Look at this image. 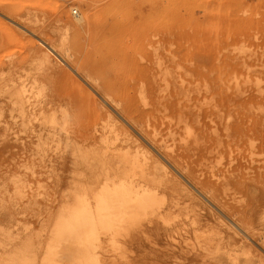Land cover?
Instances as JSON below:
<instances>
[{"label":"rangeland","instance_id":"obj_1","mask_svg":"<svg viewBox=\"0 0 264 264\" xmlns=\"http://www.w3.org/2000/svg\"><path fill=\"white\" fill-rule=\"evenodd\" d=\"M78 15L85 16L83 25H77ZM39 37L69 65L54 58V71L34 70L30 61ZM25 65L38 73L28 74ZM21 83L34 94L44 87L42 103L30 111H57L61 145L55 147L59 139L52 136L47 141L57 151L41 145L38 133L43 129L46 136L48 129L37 123L0 124V264L25 246H31L30 264H264V0H0V90ZM91 132L107 140H95ZM76 145L92 148L93 157L122 150L121 172L95 168L99 158H76ZM145 156L164 167L154 174L167 190H182L184 198L189 191L216 210L198 192L211 190L228 208L247 212L244 227L252 242L236 231L239 242L220 251L228 257L211 260L212 250L199 244L216 237L215 221L195 231L193 212L183 208L161 223L172 227L162 238L167 242L160 240L166 245L171 239L169 248L148 252L143 239L113 238L109 218L99 211H124L115 196L136 189L131 183L141 180L136 165ZM119 178L126 180V192L115 191ZM99 197L108 203L104 209L97 206ZM63 213L79 234H56ZM90 227L95 234L85 236Z\"/></svg>","mask_w":264,"mask_h":264},{"label":"bare ground","instance_id":"obj_2","mask_svg":"<svg viewBox=\"0 0 264 264\" xmlns=\"http://www.w3.org/2000/svg\"><path fill=\"white\" fill-rule=\"evenodd\" d=\"M8 13V12H7ZM27 15V14H26ZM11 16V14H10ZM32 16V15H31ZM17 18V16H16ZM19 18V17H18ZM27 18V17H26ZM25 18V19H26ZM21 19V18H20ZM28 19V18H27ZM17 20V19H16ZM85 21V16H81V15H78L77 17V25H83ZM24 22V21H23ZM25 25V24H24ZM29 25V24H28ZM76 25V24H74ZM33 26V25H31ZM7 27V26H6ZM22 27V26H21ZM26 27H27V24H26ZM10 28V27H9ZM25 28V27H24ZM41 29V28H40ZM29 32L30 30L27 29ZM39 32V31H38ZM33 34V33H32ZM45 36V35H44ZM40 38V37H39ZM44 38V37H42ZM38 41V40H37ZM19 42V41H18ZM33 42V40H32ZM40 42L39 44H41V46H38L35 51H34V54L31 56V57H34L31 59L30 62H36L37 64V68L34 69V70H37L39 73L42 71V72H49V71H52L56 65H57V62H63V64L65 65H69L68 64V59L67 57H64V55H62V53L59 52L58 48L55 46V45H51V43H48L46 41H44L43 39L40 38ZM22 43V42H21ZM34 43V42H33ZM32 43V44H33ZM24 44V43H23ZM37 44V43H36ZM31 45V44H30ZM30 54V52H29ZM56 58L58 61L56 62L54 59ZM34 59V60H33ZM30 60V59H28ZM33 60V61H32ZM19 62V61H18ZM59 63V64H61ZM26 64V63H25ZM34 64V63H33ZM27 65V64H26ZM25 65V67H26ZM29 65V63H28ZM30 67H34V65L32 66V64L29 65ZM28 69V74H34L36 73L35 71H30L29 73V69L28 67H26ZM35 68V67H34ZM31 70V69H30ZM64 70V68H63ZM27 71V70H26ZM54 71V70H53ZM56 71V69H55ZM34 72V73H32ZM37 72V73H38ZM61 72V71H60ZM35 75V74H34ZM262 79V78H261ZM88 83L87 80H85V83ZM37 83V82H36ZM33 84V83H32ZM29 85V84H27ZM24 83H21V84H18V85H15L11 88H5V89H1L0 90V124L1 123H4L3 126L5 124H7L8 122L10 121H13L15 123H20L21 125L23 126H28V125H31L32 123H37L40 127V128H44V129H48L47 131V134L46 136H44L43 133V129L40 133H38V137L39 139L37 140H40L39 142H41V145L47 147L48 149H51L53 150L54 152L57 151V148L61 145V142H60V138L61 135L56 132L58 129H57V124H59V118L57 116V111H53L52 113L50 114H45V113H40V115L38 113H34L32 111H30V108L29 106H35L37 104H41L42 103V100L40 99L42 96H45V94L42 93V91L44 92V87H42V91L38 90V92H36L35 94L34 93H30V91H28L26 89V86ZM31 85V84H30ZM36 85V84H35ZM89 85V84H88ZM37 86V85H36ZM33 87V86H32ZM31 87V89H32ZM29 88V87H28ZM37 88V87H36ZM84 88V87H83ZM260 88V87H259ZM57 89V88H56ZM30 90V89H29ZM224 90V89H223ZM33 92V90H31ZM36 91V90H35ZM54 91V90H52ZM30 94H29V93ZM51 92V91H50ZM87 92V91H85ZM58 93V92H57ZM56 93V94H57ZM89 95H90V99L92 100L94 98L93 95H91L92 93L88 92ZM257 93V92H256ZM262 93V92H261ZM51 94V93H49ZM55 94V92L53 94H51V97ZM59 96V94H57ZM250 95V94H249ZM254 95V94H253ZM258 95V94H257ZM246 96V95H245ZM55 97H57L55 95ZM61 97V96H60ZM66 97V96H65ZM67 97H69L67 95ZM66 97V99H68ZM79 97V96H78ZM237 97V96H236ZM45 98V97H44ZM43 98V99H44ZM59 99V97H57ZM72 98V97H71ZM102 98V97H101ZM110 98V97H109ZM114 98V97H113ZM228 98V97H227ZM54 99V97L52 98V100ZM80 99V98H79ZM86 99V98H85ZM46 100V99H45ZM88 100V99H87ZM112 101V100H111ZM241 101V100H240ZM55 102V101H54ZM51 103V104H54ZM107 102V101H106ZM144 102H147L146 100H144ZM264 102V101H263ZM65 103V102H63ZM116 103V102H114ZM126 103V102H125ZM237 103V102H236ZM57 104V103H56ZM59 104V103H58ZM62 104V103H61ZM106 104V103H105ZM108 104V103H107ZM146 104V103H145ZM221 104V103H220ZM50 105V104H48ZM69 105V104H68ZM72 105V104H71ZM115 105V104H114ZM119 105V104H117ZM116 105V106H117ZM126 105V104H125ZM250 105V104H249ZM42 106V105H41ZM51 106V105H50ZM54 106V105H53ZM56 106V105H55ZM106 106V105H104ZM246 106V105H245ZM251 106V105H250ZM249 106V107H250ZM62 107H66V104L65 106H62ZM69 107V106H68ZM73 107V105H72ZM107 107V106H106ZM111 107V106H110ZM119 107V106H118ZM258 107V106H257ZM36 108V106L34 107ZM40 108V107H39ZM54 108V107H53ZM52 108V109H53ZM62 109L63 110V113L64 115L67 116V113L68 111H66V109ZM67 108V107H66ZM74 108V107H73ZM108 108V107H107ZM113 108V107H112ZM46 109H50V108H47ZM56 110V108H54ZM111 109V108H110ZM115 108H113L114 110ZM124 111H126L127 113V108H123ZM225 109V108H224ZM223 109V110H224ZM249 109V108H248ZM34 110V109H33ZM42 110V109H41ZM73 110V109H72ZM70 110V111H72ZM105 110V108H104ZM242 110V109H241ZM101 110H99L100 112ZM260 111V110H259ZM51 112V111H50ZM256 112V111H255ZM72 113V112H71ZM89 113V112H88ZM101 113V112H100ZM112 113V112H111ZM116 113V111H115ZM124 113V112H123ZM230 113V112H229ZM252 113V112H251ZM264 113V112H262ZM118 114V113H116ZM248 114V113H247ZM60 115V114H59ZM90 115V114H88ZM125 115V113H124ZM223 115V114H222ZM263 115V114H261ZM65 116V117H66ZM69 116V115H68ZM264 116V115H263ZM128 117V115H127ZM232 117V115H231ZM62 118V117H61ZM122 118V117H121ZM129 118V117H128ZM259 118V117H258ZM67 119V118H66ZM69 119V118H68ZM89 119V118H88ZM109 119V117L107 118ZM220 119V122H221V118ZM223 119V118H222ZM63 120L65 121V119L63 118ZM115 120V119H114ZM263 120V119H262ZM102 121V120H101ZM126 121V120H124ZM134 121V119H133ZM240 121V120H239ZM61 122V121H60ZM236 122V121H235ZM241 122V121H240ZM97 123V122H96ZM99 123V122H98ZM102 123V122H101ZM223 123V122H222ZM126 124V123H125ZM128 126H131L129 123H127ZM134 124L136 125V122L134 121ZM230 124V123H229ZM228 124V125H229ZM92 125V124H91ZM114 124H111V128L114 129L113 127ZM2 126V127H3ZM34 126H36V124H34ZM59 126V125H58ZM93 126V125H92ZM139 126V125H138ZM137 126V128H138ZM90 127V126H89ZM127 127V126H126ZM229 127V126H228ZM110 128V129H111ZM133 128V127H132ZM131 128V129H132ZM245 128V127H244ZM23 129V127H22ZM34 129V128H32ZM31 129V131H32ZM91 129V128H90ZM95 129V127H94ZM113 131V133L116 131ZM142 129V128H141ZM11 130V128H10ZM92 130V129H91ZM96 130V129H95ZM135 130V128L133 129ZM144 130V129H143ZM111 131V132H112ZM3 132V131H2ZM6 132V130H5ZM4 132V133H5ZM19 132V131H18ZM33 132V131H32ZM95 132V131H94ZM94 132H91V134L94 135ZM131 132V131H130ZM232 132V131H231ZM110 133V132H109ZM144 133V132H143ZM36 134V133H35ZM116 134V133H115ZM113 134V136L115 135ZM125 134V133H123ZM133 134V133H132ZM135 134V133H134ZM133 134V135H134ZM139 134V133H137ZM230 134V132H229ZM52 136L54 137V139L57 137L59 139V143H57V146L55 144V147L57 148H54L51 144H49V142L47 141L48 138ZM92 136V135H91ZM95 137V140H99L100 142L101 141H106L107 140V135L102 133L100 136L95 134L94 135ZM110 136V135H109ZM117 136V135H116ZM115 136V137H116ZM123 136V135H122ZM126 136V134H125ZM139 136H141L139 134ZM227 136V135H226ZM45 137H47L45 139ZM114 137V138H115ZM136 137V135H135ZM134 137V138H135ZM143 137V136H142ZM151 143H157V139L151 135ZM94 138H91L92 140H94ZM117 138V137H116ZM115 138V140H116ZM119 138V137H118ZM124 138V136H123ZM126 138V137H125ZM140 138V137H139ZM221 138V137H220ZM219 138V139H220ZM90 139V138H89ZM90 139V140H91ZM111 139V138H110ZM126 139H131L130 138H126ZM138 139V138H137ZM218 139V140H219ZM114 140V142H115ZM143 140H144V137H143ZM223 140V139H222ZM221 140V141H222ZM125 141V140H124ZM127 141V140H126ZM123 142L124 144L126 143ZM131 141V140H130ZM146 141V139H145ZM53 142V141H51ZM118 142V140H117ZM116 142V143H117ZM220 142V141H218ZM38 143V142H37ZM128 143V142H127ZM143 143V142H142ZM148 143V142H147ZM22 144V143H21ZM39 144V143H38ZM145 145V144H144ZM149 145V144H148ZM156 145V144H155ZM42 146V147H43ZM163 147V144L161 145ZM222 146V145H221ZM252 147V146H251ZM36 148V147H35ZM40 148V147H39ZM68 148V147H66ZM152 148V146H151ZM43 149V148H41ZM85 148L83 146H80V148L78 147V145L74 146V148H72L71 150V153L73 156H75L76 158L77 157H80V155H82V157H85V159L87 158H90L91 159H94V158H99L102 163L99 165L97 164H94L95 168H97L98 166H101L103 168V170H105L104 172H121V168H122V163L124 161V156H122V154L120 153L122 150H118L116 152V154L114 155H100L99 157H93V151H92V148H88L86 150H84ZM149 149V148H148ZM219 149V148H218ZM217 149V150H218ZM256 150V149H255ZM231 152V151H230ZM29 153V152H28ZM33 153V152H32ZM41 153L42 150H41ZM150 153V152H149ZM220 153V152H219ZM79 154V155H78ZM135 154V153H134ZM155 154V153H153ZM24 155V154H23ZM263 155V154H262ZM33 157V155H31ZM35 156V154H34ZM138 156V155H137ZM157 156V155H156ZM222 156V155H221ZM18 157V156H17ZM143 157V156H142ZM51 158V156H50ZM259 158V157H257ZM165 159V157L163 158ZM50 160V159H49ZM113 161V162H112ZM127 162V161H126ZM168 162V161H167ZM258 163V162H257ZM172 164V163H171ZM259 164V163H258ZM208 167V166H207ZM206 167V168H207ZM252 167V166H251ZM166 168V167H165ZM136 169L138 172H140V176H141V180L140 181H136L135 183L132 182L131 185L135 186L136 189L135 190H132L129 192L128 195H125L124 193H122L121 195H116L115 197V201H122L123 203L121 205H123V208H124V211L120 212V213H112L110 214V212L108 211L107 213H103V211H99V215L102 216L105 214V216H107L109 218V222L107 223L108 225V232L111 234V236L113 238H117L119 236H129L130 237H135V238H139V239H143L145 244V248L147 249V251L149 252L150 250H154L157 248H160V250L162 249L161 247L163 246L164 247V243L167 242L165 241L164 242V238L163 237H166L167 235H170L171 233V230H172V227L170 226H164V224H161L162 222H168L169 221V216L170 215H173L174 213L177 212V210L179 209H186L188 211H191L193 212L192 215H190V220L191 221V224H192V227L193 229L196 231L197 229H200V226H203L205 223H209V224H212L214 221V223H216L214 229L216 231V237L214 238H209L207 240H205L203 243H200L199 244V247L200 248H203L204 250H212V252L210 253V255L212 254V259L211 260H215V261H222V254L220 251L223 250L224 248L226 249V245L228 244H231L232 242L236 241L237 239V242H239V240L241 239V237L238 235L237 232H241L242 233V237L243 235L245 236V238L247 237L248 239V242H252L251 238H250V235L248 233V231L246 230V227H244V221H247L248 220V216L249 214L246 212V213H243L241 211H238L232 207H229L228 208V205L224 202V199H222V197H218L216 196V194H212V191H208L207 193H203V190L199 189L198 188V192L203 195V197H205L206 200L209 201V203L214 207L216 208L217 212H219L221 215H217V212L215 209H212V207H208L204 201H201L198 196L194 195L193 193L189 192V191H186V198L183 197V194H182V190H174L173 188L174 187H171V188H166L165 183L163 184L162 181H158L156 179V176L154 174V172L158 171L159 169H164V167L162 166V164L158 161V159H155V158H152V157H147L145 156V158L140 161L137 165H136ZM166 170V169H165ZM252 170V169H251ZM71 171V170H70ZM167 171V170H166ZM209 171V170H208ZM218 171V170H217ZM227 171V170H226ZM99 172V171H98ZM136 172V171H135ZM228 172V171H227ZM170 173V172H169ZM108 175L110 173H107ZM158 174V173H157ZM231 174V173H230ZM166 175V174H165ZM169 175V174H168ZM181 175V174H180ZM113 176H116V175H113ZM201 176V175H200ZM232 176V175H231ZM230 178H233L234 177H231ZM80 177V176H79ZM118 177V176H117ZM167 177V176H166ZM174 177V176H173ZM219 177V176H218ZM237 177V176H236ZM235 177V178H236ZM201 178V177H200ZM224 178V177H222ZM50 179V178H49ZM48 179V180H49ZM177 179V178H176ZM226 179V178H225ZM253 179V178H252ZM174 180V179H173ZM230 181V180H228ZM227 181V182H228ZM131 182V181H130ZM172 182V181H171ZM251 182V181H250ZM226 183V182H225ZM253 184H255L253 181H252ZM172 184V183H171ZM229 184V183H227ZM119 185H120V189H115V191H121V192H126L125 189H123L126 185H127V182L125 179H121L119 178ZM257 185V184H255ZM240 186V185H239ZM261 185H259L260 187ZM48 187V186H47ZM197 187V186H196ZM226 188V187H225ZM44 189V188H43ZM235 189V188H234ZM197 190V189H196ZM261 190V189H260ZM17 191V190H16ZM173 192V194H171ZM218 193V192H217ZM250 194H252V191H249ZM122 196V197H120ZM262 196V194H261ZM261 199H263V197H261ZM171 197V198H170ZM226 197V196H225ZM123 198V199H122ZM8 199L10 200V198L8 197ZM255 199V198H254ZM260 199V200H261ZM258 200V199H257ZM97 201H98V204L97 206L104 209L105 207L104 206H108L105 202V200H103L101 197L97 198ZM264 201V200H263ZM240 202V201H239ZM125 203V204H124ZM246 203V202H245ZM210 205V206H211ZM107 208V207H106ZM60 213H58V216H59ZM255 213H253L250 217H252V219H254ZM183 216V215H181ZM219 216V217H218ZM264 216V215H263ZM261 217V218H264V217ZM211 217V218H209ZM225 218L226 221L228 220L229 221V224L223 219ZM75 219V218H74ZM251 219V221H252ZM172 220V219H171ZM209 220H212V221H209ZM218 220V221H216ZM72 221L73 220H69L66 216V213H63L60 217H59V220L56 224V227H55V232L56 234H64V233H71L72 235H76V234H79V231L77 230V226H74L72 225ZM255 221V220H253ZM252 221V222H253ZM263 221V220H261ZM75 222V221H74ZM1 223V222H0ZM208 225V224H207ZM1 226H3L1 224ZM8 227V226H7ZM208 227V226H206ZM94 227H90L89 230H86L85 232H83V234H85V236H87L88 234L91 235V234H95V230L93 229ZM202 229V228H201ZM9 230V229H7ZM211 230V229H210ZM213 230V229H212ZM2 231V230H1ZM6 231V230H5ZM203 231V230H202ZM237 231V232H236ZM52 232V231H51ZM213 232V231H212ZM203 233V232H201ZM2 235V234H1ZM12 235V234H10ZM68 235V234H67ZM204 235V234H203ZM255 235V234H254ZM252 236H253V233H252ZM256 236V235H255ZM253 236V237H255ZM4 237V236H3ZM6 237V236H5ZM13 237V236H11ZM69 237V236H68ZM78 237V236H77ZM132 237V238H133ZM196 237V236H195ZM57 238V237H56ZM71 238V237H70ZM88 238V237H87ZM163 238V239H162ZM7 239V237H6ZM10 239V238H9ZM15 239V238H14ZM18 239V238H17ZM162 239L161 242H164V243H161L160 240ZM5 240V239H4ZM72 240V239H71ZM250 240V241H249ZM10 241V240H9ZM53 241V240H52ZM247 241V240H246ZM5 242V241H4ZM3 242V243H4ZM58 242H59V239H58ZM63 242V241H62ZM171 239H170V244H166L167 247L168 246H172L171 244ZM22 243V242H21ZM60 244H62L61 242H59ZM64 243V242H63ZM244 243H245V240H244ZM244 243H242L244 245ZM14 244V242H13ZM26 244V243H25ZM67 244V243H66ZM70 244V243H69ZM68 244V245H69ZM164 244V245H163ZM247 244V242L245 243ZM2 245H7L8 244H2ZM22 245V244H20ZM19 245V247H20ZM30 245V244H29ZM63 245V244H62ZM61 245V249H62V246ZM165 245V246H166ZM248 245V244H247ZM253 245V243H252ZM257 245V244H256ZM260 245V243L258 244ZM238 247L240 245H237ZM254 246V245H253ZM251 246V244L247 247L245 245V247H247L249 250H252L253 252L255 251L254 247ZM261 246H262V243H261ZM260 246V247H261ZM11 249H12V246H10ZM31 247V246H29ZM28 246H25V247H22V248H18L16 249L15 247V250H18L16 253H13L14 254H9V258L6 259L3 264H8L9 262H12V263H16V264H30L31 262L34 261V257H30L29 254H28ZM75 247V248H74ZM72 247V249L76 250V246ZM87 247V246H86ZM90 247V246H89ZM228 247V246H227ZM244 247V248H245ZM6 248V247H5ZM70 248V247H69ZM169 248V247H168ZM174 249L175 246L173 245ZM230 248V247H229ZM240 249L241 246L239 247ZM243 248V249H244ZM8 249V248H7ZM224 249V250H225ZM239 249V251H240ZM258 249V248H257ZM44 250V249H43ZM69 250V249H68ZM71 250V249H70ZM69 250V251H70ZM74 250V252H75ZM83 250V249H82ZM89 250H91L89 248ZM158 250V251H160ZM171 250V249H170ZM169 250V251H170ZM235 250V249H234ZM259 250V249H258ZM59 251V250H58ZM146 251V250H145ZM168 251V249L166 250ZM226 251V250H225ZM236 251V250H235ZM72 252V251H71ZM241 253H243V251L241 250L240 251ZM257 253V250L255 251ZM64 253V252H63ZM68 253V251H67ZM146 253V252H145ZM162 253V252H161ZM167 253V252H166ZM165 253V254H166ZM66 254V253H65ZM71 254H77L78 256V253H71ZM81 254V253H80ZM84 254V253H83ZM87 254V252H86ZM90 254V253H89ZM88 254V256H89ZM148 254V253H147ZM152 254V253H151ZM154 254V253H153ZM174 254V253H173ZM226 256H227V253H224ZM223 254V255H224ZM253 254V253H251ZM260 254V253H259ZM35 255V254H33ZM67 255V254H66ZM167 255V254H166ZM169 255V254H168ZM172 255V254H171ZM175 255V254H174ZM254 255V254H253ZM264 255V254H263ZM82 256V255H81ZM153 256V255H152ZM225 256V257H226ZM237 256V255H236ZM83 257V256H82ZM228 257V256H227ZM226 257V258H227ZM247 257H251V256H247ZM245 257L246 260H243V262L245 261H249L248 258ZM93 258V257H92ZM238 258V257H237ZM240 258V257H239ZM243 258V257H241ZM240 258V259H241ZM253 258V257H252ZM259 258V257H258ZM263 258V257H262ZM80 259V258H79ZM229 259V258H228ZM232 260V259H231ZM80 261V260H79ZM232 264L231 261H228L227 264ZM251 262V261H250ZM85 263V262H84ZM87 263V262H86ZM85 263V264H86ZM89 263V262H88ZM246 263V262H245ZM248 263V262H247ZM239 264H240V261H239Z\"/></svg>","mask_w":264,"mask_h":264},{"label":"built area","instance_id":"obj_3","mask_svg":"<svg viewBox=\"0 0 264 264\" xmlns=\"http://www.w3.org/2000/svg\"><path fill=\"white\" fill-rule=\"evenodd\" d=\"M75 13H77V12H75Z\"/></svg>","mask_w":264,"mask_h":264}]
</instances>
